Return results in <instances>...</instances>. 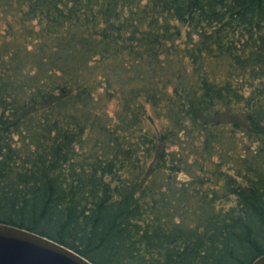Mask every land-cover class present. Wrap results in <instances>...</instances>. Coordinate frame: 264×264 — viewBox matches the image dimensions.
Masks as SVG:
<instances>
[{
    "label": "trees",
    "instance_id": "1",
    "mask_svg": "<svg viewBox=\"0 0 264 264\" xmlns=\"http://www.w3.org/2000/svg\"><path fill=\"white\" fill-rule=\"evenodd\" d=\"M0 223L93 264L264 254V0H0Z\"/></svg>",
    "mask_w": 264,
    "mask_h": 264
},
{
    "label": "water",
    "instance_id": "2",
    "mask_svg": "<svg viewBox=\"0 0 264 264\" xmlns=\"http://www.w3.org/2000/svg\"><path fill=\"white\" fill-rule=\"evenodd\" d=\"M0 264H93L50 238L0 223ZM250 264H264V254Z\"/></svg>",
    "mask_w": 264,
    "mask_h": 264
}]
</instances>
